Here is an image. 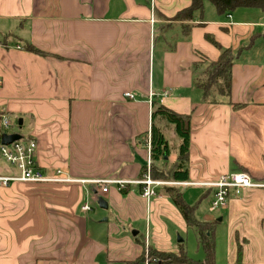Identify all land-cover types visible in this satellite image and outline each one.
Listing matches in <instances>:
<instances>
[{
  "label": "crops",
  "instance_id": "0c3cea01",
  "mask_svg": "<svg viewBox=\"0 0 264 264\" xmlns=\"http://www.w3.org/2000/svg\"><path fill=\"white\" fill-rule=\"evenodd\" d=\"M191 3L0 0V114L16 120L30 116L32 130L25 138L36 140V160L46 175L61 170L62 177L74 180H139L148 162L157 102L191 115L189 180L174 186L189 205L200 202L195 215L204 198L214 196L198 183L241 171L264 180V11L240 8L220 16L205 2L202 17L171 20ZM208 37L241 54L234 60L230 96L205 101L195 79L203 65L220 56ZM26 45L43 53H31ZM234 104L245 106L236 110ZM160 126L179 148L173 127L165 121ZM167 140L173 164L178 154ZM10 171L0 167V175ZM92 191L77 182L0 186V264H130L140 257L141 242L178 252L181 242L173 248L165 220L177 218L188 228L164 186L151 199L142 197L137 185L125 194L116 186L107 194L93 185ZM90 196L97 203L106 199L108 209H102H110L123 233L131 235L109 239L90 231L88 212L81 209ZM255 201L264 209V189L231 199L218 221L245 215ZM260 216L264 219V210ZM140 222L146 233L154 222L153 239L133 229ZM238 240L236 234V245ZM242 242L240 264H247V240ZM237 257L238 252L230 263Z\"/></svg>",
  "mask_w": 264,
  "mask_h": 264
},
{
  "label": "trees",
  "instance_id": "16d2710c",
  "mask_svg": "<svg viewBox=\"0 0 264 264\" xmlns=\"http://www.w3.org/2000/svg\"><path fill=\"white\" fill-rule=\"evenodd\" d=\"M205 2H210L216 13L220 16L229 15L240 8L260 9L264 11V0H192L190 7L178 12L171 20L179 22L194 21L196 14L204 15ZM188 32L190 28L185 26ZM209 41L220 51L217 61L205 64V68L195 79V87L203 92L204 100L207 101L213 96H230L233 83V67L235 58L241 51L234 53L231 48H224L213 38ZM252 43L249 47H251ZM25 49L31 53L42 54L43 52L33 45H26ZM194 70L199 71V64L194 65ZM243 104H234V109L243 108ZM151 113V160L152 177L154 180H169L172 182H186L189 180V154L191 146V115L179 114L162 104L153 102ZM1 119V114H0ZM18 121L20 119H17ZM165 121L172 126L175 134L180 139L178 158L170 165V145L164 134L160 122ZM21 129V127L19 128ZM3 131L0 129V145ZM32 139V137H31ZM167 157V158H166ZM41 168V167H40ZM122 193H126L123 191ZM167 194L173 205L179 210L184 218L187 228H194L197 231L198 245L205 254L202 262L193 261L187 256L183 243L178 244V252H165L150 249L148 255L151 264H216V229L212 223L202 222L196 218L195 212L199 203L189 205L179 187L167 189ZM238 245L237 263L242 262L243 247ZM143 252L140 257L130 264H142L146 258L144 255L145 243L141 242ZM156 260V262L152 261Z\"/></svg>",
  "mask_w": 264,
  "mask_h": 264
},
{
  "label": "rangeland",
  "instance_id": "374dc122",
  "mask_svg": "<svg viewBox=\"0 0 264 264\" xmlns=\"http://www.w3.org/2000/svg\"><path fill=\"white\" fill-rule=\"evenodd\" d=\"M203 68H205V65H203ZM29 117L30 116H26V118H20L22 119V124H18V126L19 128L21 127V129H16V132L20 133L23 137H29L32 130ZM12 120L14 121V118H12ZM166 135L167 138H169L175 156V154L179 153V148H174L175 144L171 139L170 134L167 133ZM171 160H173V158H171ZM171 164L172 163L170 161V165ZM0 167H9L11 169L9 163L5 161L0 162ZM160 181H164L167 183L166 185H164L166 194L168 188L176 187L171 184L172 181ZM21 183L25 185L35 184L32 182ZM87 188L92 191V185H87ZM192 188L193 187H190L188 189L192 190ZM199 188L202 190L205 189L203 187ZM192 192L193 191H190V193ZM92 196H90V198L88 199V203L91 207V210L85 216L90 231L96 229L100 232L101 235H105V237L109 236V239H121L127 236L128 233H131L130 230L126 233H123V228L121 227L120 223L118 224L116 219L113 217V212L110 209L103 210L99 206L97 201H95V199H92ZM107 199H110V197L107 196ZM211 203L212 195H209L204 198L199 209L197 210L196 215L198 219L202 221L204 220L208 222H213L216 225V264H231L230 261L232 260H230V258L232 256L235 257V255H237V245L235 242L236 234H238V237L241 240H238L240 244L243 243L242 239L247 240L246 245H244V248L246 249L244 258L246 259L247 264H254L253 261L255 260V258L260 260L261 257H264V219H261L260 216V213L264 209L262 207V204H260L261 202L255 201L250 207V210H247L245 215L238 218L234 216V218L232 219H229V217L227 216L222 222H219L218 218H220L224 213H222L221 211H212ZM261 220H263V222ZM178 221L180 220L174 217L171 219L166 218L165 220V226L167 229L166 234L170 236L173 248L175 247V244L178 243L179 239H182V243L185 247L188 258L193 261L202 262L204 260L205 254L203 252V249L198 245L196 229H185V227L183 229ZM153 224L154 222L151 223L148 233H146V224L144 222L136 224L133 229L141 231L144 236L148 238L149 241V237H151L152 239L154 237ZM150 249L151 246L145 242V257H147L151 253ZM235 261V264H240L237 263V259Z\"/></svg>",
  "mask_w": 264,
  "mask_h": 264
},
{
  "label": "built area",
  "instance_id": "2783aa9c",
  "mask_svg": "<svg viewBox=\"0 0 264 264\" xmlns=\"http://www.w3.org/2000/svg\"><path fill=\"white\" fill-rule=\"evenodd\" d=\"M264 28V25H263ZM1 85V80H0ZM126 98H133L131 93L125 94ZM19 121L7 114L1 113L0 129L3 134H17L16 129ZM148 162L145 166L142 178L139 180H119V179H81L74 180L62 177V171L57 170L52 176L46 175L37 163L36 155L38 144L36 140L31 138H22L10 145H0V159L9 163L12 171L8 175H0V186L8 187L12 183L32 182V183H80L83 185H93L99 188L100 192L107 194L110 186H116L119 191H125L131 185L140 186L142 189V197L151 199L157 195L156 188L162 187L167 183L160 180H154L152 177V160H151V131L148 136ZM173 185H187L183 182H172ZM197 185L213 192V200L211 210L219 212L228 207L231 199L240 197L244 192L254 189H264V180H256L250 173L246 171L227 173L219 176L217 179L198 183ZM82 211L87 213L91 210L89 204L81 207ZM156 262V260H152ZM144 264H151L150 259L146 258Z\"/></svg>",
  "mask_w": 264,
  "mask_h": 264
},
{
  "label": "water",
  "instance_id": "95a60500",
  "mask_svg": "<svg viewBox=\"0 0 264 264\" xmlns=\"http://www.w3.org/2000/svg\"><path fill=\"white\" fill-rule=\"evenodd\" d=\"M21 124H22V120L19 121V125H21ZM21 138H22V136H21L20 134H11V135L3 134V135H2V140H1V142H2L3 145H10V144H12V143L15 142V141L20 140ZM166 158H167V157H166ZM98 204H99V206H100L101 208H103V209H108V203L105 201L104 198H100V199L98 200ZM133 235L136 236V235H137V232L134 231V232H133ZM178 242H181V243H182L183 240H182V239H179Z\"/></svg>",
  "mask_w": 264,
  "mask_h": 264
}]
</instances>
